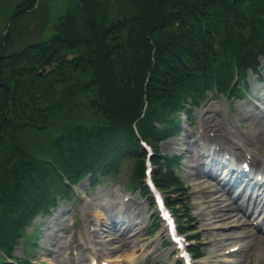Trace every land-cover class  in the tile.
I'll list each match as a JSON object with an SVG mask.
<instances>
[{
	"label": "trees",
	"instance_id": "1",
	"mask_svg": "<svg viewBox=\"0 0 264 264\" xmlns=\"http://www.w3.org/2000/svg\"><path fill=\"white\" fill-rule=\"evenodd\" d=\"M24 3L30 9L34 0ZM107 5L87 0L89 20L77 26L67 14L60 25L64 32L19 52L7 53L0 43L1 235L13 224L18 228L28 208L39 210L46 192L39 189L56 188L54 167L68 172L102 160L115 150L114 138L135 139L131 122L136 118L142 134L152 137L153 121L162 122L182 101L196 98L212 65L232 67L235 61L243 68L255 64L264 48V0H116L117 6ZM69 52L77 54L68 59ZM51 61L56 67L40 76L39 66ZM90 89L94 97L87 105L83 95ZM145 95L148 105L141 116ZM79 102L93 107L98 118L83 134L88 141L68 132L52 140L49 130L57 133L61 119L79 112ZM50 138L55 154L41 158L37 140Z\"/></svg>",
	"mask_w": 264,
	"mask_h": 264
},
{
	"label": "rangeland",
	"instance_id": "2",
	"mask_svg": "<svg viewBox=\"0 0 264 264\" xmlns=\"http://www.w3.org/2000/svg\"><path fill=\"white\" fill-rule=\"evenodd\" d=\"M24 1L0 0V40L11 15L20 10V5ZM102 2L106 5L108 3L113 5L115 0H102ZM85 5L87 6V0L82 3L78 0H40L38 7L25 12L26 14H21L16 20L11 21L12 24L9 26L12 29L9 32L10 50L20 49L26 44L39 42L44 38L47 39L54 33L64 32L63 26L60 25L67 9V14L79 26L83 21H87L90 18V11L88 6L86 8ZM104 10L110 12L111 8L106 7ZM71 12L74 13L72 14ZM65 24L63 23L64 26ZM259 60L261 62L259 77L262 79V74L264 77V56H260ZM246 77V85L239 91V94L235 93L233 96H228L209 93L208 97L202 101V104L193 110L194 123L192 128L189 131L186 130L181 136H170V138L160 141L158 145L161 154L160 158L166 154H177L182 159L179 164V170L182 173L185 189H165L164 193H166V196L175 194L174 197L179 200L178 207L181 209L179 214L185 216L183 218L187 221L185 227L190 229L187 234L199 231L197 239L192 241L196 242V244L199 243L197 241H200L198 245L204 247L205 256L209 258L212 264H224V256H217V251L226 247L225 245L227 244L230 245L233 237L245 232L253 234L258 229V226L251 223V216L242 217L246 221L243 226L230 224L234 226H231L230 229L216 231L215 234L213 233L214 230H204V227L209 224L207 225V222L202 217L198 216L200 221H194V216L197 212L199 215V213H207L208 209H211L210 205H208L209 201L206 192L203 191V186L201 184L197 186V175L192 173L197 170L194 169L195 166L203 170L201 160L199 161L196 157H202L201 154L203 152L201 144L204 140L202 135H200L202 130L200 120L205 109H208L206 111L211 113L212 120L216 119L221 124L223 130L225 129L226 131L228 129L227 134L237 143L241 144L245 140L254 139L257 146L261 147L256 149L255 145H251L250 151L264 165V133H259L262 127L261 122H258L256 117L263 114V111L256 110L251 100L252 98L261 99L264 81H256L257 78H255L256 76L253 77L250 69ZM88 91L85 96L90 99L94 96V92L91 89ZM240 92H242L244 97L240 96ZM261 100L264 101L263 99ZM88 113V108H82L80 112L69 114L67 119H61L57 134L61 132L63 126H67L68 131H70L69 129L76 128L77 126L75 125L80 123L92 124V121L97 118L94 119V116ZM49 131L54 136V132L51 129ZM49 145H51L49 139H38L35 146L36 153H50ZM203 146L208 147L206 144H203ZM132 163L133 161L130 160H127L124 164L122 162L116 173L98 174V180L91 182L90 185L87 178L75 185L65 200L58 203L55 208H51L50 214L36 216L32 220V225L25 229L29 234L18 238V243H15L16 247L11 252V255L23 260L21 258L23 256L22 251L25 249L23 242H28L25 239L32 235L31 233L35 226L38 228L36 239L34 237L35 247L30 248L27 260H32L37 262V264H86L85 262L92 258L96 260L110 259L112 262H118V264H178L175 263L173 257L169 256L172 248L164 246L165 239L162 235V227H158L155 230L154 226L157 225V222L154 225L151 224L152 217L155 214H151V218H148L153 210L150 206L148 195L132 192V197L137 200V205L132 204L130 207L133 211L138 212V215L143 219L141 224L145 225L141 233L132 236L133 231L136 229L131 230L132 233L127 230L125 235L118 238V240L121 239L119 241L114 242L108 239L110 235L118 236L120 234V231L113 225V221L116 224L121 221L123 224L121 226L123 227L128 223L125 220L128 221L126 216L128 213L126 214V212L129 210L125 207L126 211H123V207L118 203L117 197L120 196V193L128 192L126 195L131 198L129 191L136 189L130 183ZM191 174L193 176H190ZM179 191L181 192L179 193ZM133 199L131 201H134ZM244 209L250 212V207L245 206ZM203 215L205 216L206 214L202 213ZM73 218L77 220L74 226H71ZM87 219H91L92 224H88L86 222ZM260 226L264 228V222ZM91 228L97 230L99 237L92 236ZM108 230H110L111 234L108 232L105 239L104 235ZM220 235L231 239L223 243L224 241L216 239ZM141 237L143 239L140 240ZM254 237L253 235L245 238L244 245L246 246L242 252L238 253L243 259L240 264H257L256 255L253 256L256 250L253 244ZM97 239L103 242H95ZM67 242H70L69 246ZM48 247L51 248L50 251ZM21 262L28 264L24 260Z\"/></svg>",
	"mask_w": 264,
	"mask_h": 264
},
{
	"label": "bare ground",
	"instance_id": "3",
	"mask_svg": "<svg viewBox=\"0 0 264 264\" xmlns=\"http://www.w3.org/2000/svg\"><path fill=\"white\" fill-rule=\"evenodd\" d=\"M207 118H208V120L211 119V115H208ZM220 129H221V127L218 124H216V122L213 123V121L212 122L206 121V123L204 125V135L206 133H209L208 131L211 130V132H213L212 134L214 136H217L220 139V141L224 144V146H225L224 148H226V149L227 148H229V149L238 148L237 147L238 145H236L235 142H233V140L230 139L226 133H220L221 132ZM250 144H253V142L250 141ZM239 149L240 150L238 151V153L235 154L237 157H239V156L245 157L246 158L245 160L248 161L249 163L251 162L252 164L256 165L255 167H259L260 169L264 168V166H262L259 162H257V160L253 156H251V155L245 156V148L244 147H240ZM199 174L203 175V173L200 171H199ZM211 185H212L211 183H206L205 188L210 187ZM208 191H209V193L214 195V197L212 199L208 200L213 205V209L211 210V212H209L211 217L214 219V220H212V222H214V221H216L218 223L221 222V224H219V225H209L208 228L219 229V227H222L220 229H224V228L229 229L232 225L229 226V224L231 222L229 223L228 220L232 219L233 221H240L241 217H238V216H239V213L241 212V207L239 205H236L233 198L231 196H229V192L226 189V186L221 185V187H219L217 189L210 187L208 189ZM237 195H238L237 197L243 196L241 189L239 191H237ZM252 195L253 194H248L247 197L244 198V200L246 201L248 197H249L248 199H250V197H251L252 198V208H254L255 211L261 213L264 209V203H262L261 200L257 199V197L259 196L258 194L253 195L256 197H252ZM228 199H229V202H226V200H228ZM224 202L226 203V205H225L226 208L222 207ZM229 207H230V209L228 210L227 208H229ZM197 222H198V220H197ZM209 222H211V221H209ZM243 224L244 223L242 222V225ZM123 235H125V231L120 232V234L116 238L122 237ZM247 235L248 236L256 235L254 238L253 244L255 245V247L258 250H260L262 252V256H263L264 235L256 234V233H253V234L249 233ZM109 237H110V239L115 238L114 235H110ZM220 239L227 240L226 237H222ZM119 240H121V239H119ZM242 242H243V237L237 236L236 240H234L232 242V244L234 246H239L242 248V246H243ZM262 256H259L257 258V261H258L257 264H264V256L263 257Z\"/></svg>",
	"mask_w": 264,
	"mask_h": 264
}]
</instances>
